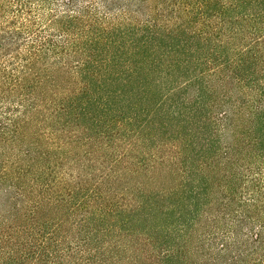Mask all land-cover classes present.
Returning <instances> with one entry per match:
<instances>
[{"label":"trees","instance_id":"1","mask_svg":"<svg viewBox=\"0 0 264 264\" xmlns=\"http://www.w3.org/2000/svg\"><path fill=\"white\" fill-rule=\"evenodd\" d=\"M0 264H264V0H0Z\"/></svg>","mask_w":264,"mask_h":264}]
</instances>
